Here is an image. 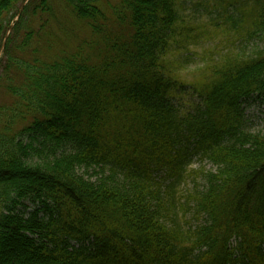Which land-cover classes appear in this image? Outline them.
I'll return each mask as SVG.
<instances>
[{"label": "trees", "instance_id": "16d2710c", "mask_svg": "<svg viewBox=\"0 0 264 264\" xmlns=\"http://www.w3.org/2000/svg\"><path fill=\"white\" fill-rule=\"evenodd\" d=\"M60 1L103 39L98 63L48 56L52 0H0V264H264V133L245 108L264 102V51H247L264 6L200 22L190 0H121L110 20ZM226 31L236 54L183 80Z\"/></svg>", "mask_w": 264, "mask_h": 264}, {"label": "rangeland", "instance_id": "374dc122", "mask_svg": "<svg viewBox=\"0 0 264 264\" xmlns=\"http://www.w3.org/2000/svg\"><path fill=\"white\" fill-rule=\"evenodd\" d=\"M121 0H101L100 7L103 10L104 14L107 15L108 19L112 20L111 12L114 6L118 5ZM224 2L228 3L229 10L228 14L234 17L235 20L241 19V15L244 11L245 13L250 12L251 15L259 14L257 11L260 7L264 6V0H190L189 6L191 3L202 9V14H200V22H205L206 20H221L219 19L222 14V6ZM217 4V5H216ZM54 17L50 18V28H45V40L50 41L49 46L51 48L48 52L49 57H56L59 53L66 52L74 54L76 52H83L89 54L93 62H99L97 57L100 56V53L105 50V45L103 39L95 37L94 33L90 29L87 22L78 19L72 12V10L66 5L65 2L60 0H52ZM220 8V13L222 15L216 14L217 10L212 9ZM215 11L213 16L211 13H208V9ZM249 13V14H250ZM250 15V16H251ZM19 18V17H18ZM45 19V17H43ZM34 26L36 25L39 30L42 21L37 18H32ZM223 21V20H221ZM253 22L251 17H247L244 20V25L250 26ZM105 28L109 31V26L105 23ZM115 31L121 29L114 27ZM214 30V28H213ZM223 30V29H222ZM218 31H221L218 30ZM50 36H49V35ZM237 37V32H222L219 33L213 40H202L199 45L191 47L192 53L195 54L194 58L189 60L190 64L185 66L178 72V75L181 76L183 80L187 82H193L198 80L201 76H206L204 74L205 70L208 67L215 65V59L221 53H234L233 50H236V43H233ZM243 41L242 38L239 39ZM235 46V48H234ZM44 48L47 47L44 44ZM88 51V52H87ZM248 54L255 53L257 51H264V35L259 39H254L250 42L249 47L247 48ZM213 53L215 56H212ZM10 98V95L5 91V89L0 88V106L3 105ZM246 116L249 120L248 127L253 133H264V102L260 99H252L246 105ZM201 163L199 161L195 162L190 168H197ZM206 169H212L211 165L205 163ZM185 182V185H184ZM183 185H181L180 193H185L186 188L190 189L193 181L190 177L185 179Z\"/></svg>", "mask_w": 264, "mask_h": 264}]
</instances>
